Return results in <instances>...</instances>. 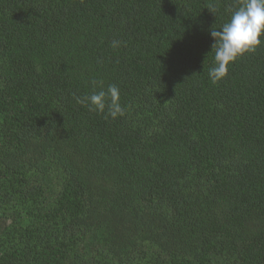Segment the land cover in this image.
<instances>
[{
	"label": "trees",
	"instance_id": "16d2710c",
	"mask_svg": "<svg viewBox=\"0 0 264 264\" xmlns=\"http://www.w3.org/2000/svg\"><path fill=\"white\" fill-rule=\"evenodd\" d=\"M241 2L0 0V264H264V42L208 75Z\"/></svg>",
	"mask_w": 264,
	"mask_h": 264
},
{
	"label": "clouds",
	"instance_id": "9594fccd",
	"mask_svg": "<svg viewBox=\"0 0 264 264\" xmlns=\"http://www.w3.org/2000/svg\"><path fill=\"white\" fill-rule=\"evenodd\" d=\"M210 36L215 50L214 65L208 75L213 83L224 78L230 63L245 53L253 52L264 42V0H242L239 6L232 10L230 18L220 30H212ZM120 41H113V48L119 47ZM93 90L84 96H75L77 104L85 106L90 112L103 113L105 118L123 117L125 107L121 103V90L115 84L106 89L103 81H92ZM99 88V90H96Z\"/></svg>",
	"mask_w": 264,
	"mask_h": 264
}]
</instances>
